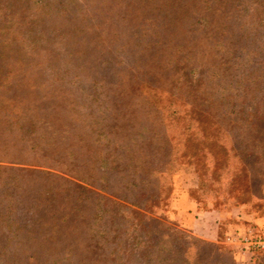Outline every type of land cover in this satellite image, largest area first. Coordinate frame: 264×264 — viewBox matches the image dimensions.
Here are the masks:
<instances>
[{
  "label": "rangeland",
  "instance_id": "obj_1",
  "mask_svg": "<svg viewBox=\"0 0 264 264\" xmlns=\"http://www.w3.org/2000/svg\"><path fill=\"white\" fill-rule=\"evenodd\" d=\"M248 120L264 126V0H0L3 165L74 172L71 151L75 166L85 167L94 181L99 173L91 155L98 149L111 153V137L125 142L145 126L147 141L136 145L148 142L152 157L163 145L165 121L178 152L165 156L164 186L177 195L199 181L191 196L202 205L207 199L222 211L261 217L264 202L252 199L260 167L251 170L248 154H264L258 147L264 137ZM18 185L17 212L0 208V264L97 261L84 228L93 220L91 203L75 211L73 200L59 192L50 218L29 205L37 184L24 179ZM111 186L116 193V176ZM146 194L142 213L161 230L190 237L170 219L172 201L151 215L158 201L152 191ZM66 213L71 226H56ZM53 231L57 237L50 244L46 237ZM252 235L264 239L263 233ZM141 242L134 241L139 247ZM243 250L249 256L264 252Z\"/></svg>",
  "mask_w": 264,
  "mask_h": 264
},
{
  "label": "trees",
  "instance_id": "obj_2",
  "mask_svg": "<svg viewBox=\"0 0 264 264\" xmlns=\"http://www.w3.org/2000/svg\"><path fill=\"white\" fill-rule=\"evenodd\" d=\"M8 11L4 9L3 13ZM9 15H12L11 10ZM9 15L6 17L8 18ZM112 120L115 121V119ZM99 123L103 122L100 120ZM247 123L253 132L255 130L258 132L257 135L264 137V126L260 127L256 122L249 120ZM146 131V127L141 126L136 137H127L125 142L111 137V141L108 143L112 148L111 153L101 149L96 150L90 160L91 164L95 165L93 169L99 173V177L94 181L91 180L93 176L87 175L85 167L78 164V167L75 166V156L71 151H68L67 157L70 158L68 164L71 168L74 167V172L68 170L63 173L61 169L57 170L54 167H45V165H29L36 167L35 169H18L3 165L4 161H0V208L6 213L15 214L18 203L13 199V196L21 192V187L18 184L24 179H29L38 186L37 191H34V197L29 202V205H33L31 209L34 212L47 213L48 217L52 216L53 218L52 208L55 207L53 203H55L59 192L65 193L69 200H73L75 211H77L76 209L79 211L82 207L85 208L90 203L93 205V220L90 224L84 225L85 237L88 241H93V254L97 257V261L92 264H233L231 255L225 252L222 247L201 242L193 237H184L163 231L152 218L142 213L141 200L147 195V191L150 193L152 191L158 201L157 205L151 207V215L161 209L163 202L168 201L169 203L172 186H164L165 173L162 171V166L167 163L165 156L171 159L178 152L177 145L174 146V138L170 134L169 125L165 121H162V136L160 137L163 145L153 152L152 157L151 145L148 142L143 145L138 144V148L140 147L138 149L136 143L147 141ZM110 132L112 136L116 135L115 125L111 126ZM262 144V142L258 143V147L264 150ZM133 154H138V157L142 158L141 165H138L140 164L137 163L138 158ZM248 156L250 157L249 167L251 170L260 167L257 171L260 184L257 187L258 192L252 193V199L263 203L264 154L254 155L250 151ZM76 167L79 171H76ZM40 169L53 170L60 175ZM248 173L249 185H251L252 173L250 171ZM114 176L118 178L119 188L115 191L117 194L110 191L112 190L111 178ZM43 183L48 184L49 187H46L45 184L43 186ZM89 186L101 193H110L109 195L115 201L111 202L102 195L93 192L88 188ZM199 187L198 181V185L191 193H194ZM20 196H18L19 199H21ZM195 201L201 211L216 210L223 214L230 213V210L222 211L214 208L207 199L204 201V205ZM66 205L69 207L71 204L68 205L66 202ZM72 219L71 213H66L56 221V226H71ZM17 223L16 221L13 224ZM130 232L133 234L131 237ZM56 237L57 232L53 231L46 237V241L53 244ZM136 239L142 240L140 247L137 246L138 243H134ZM74 247V242L73 245H69L65 252L67 258L72 257L70 250ZM250 256L251 264H263L261 258L264 257V252L252 250ZM66 261L70 262L69 259ZM70 263L84 264L83 262Z\"/></svg>",
  "mask_w": 264,
  "mask_h": 264
},
{
  "label": "crops",
  "instance_id": "obj_3",
  "mask_svg": "<svg viewBox=\"0 0 264 264\" xmlns=\"http://www.w3.org/2000/svg\"><path fill=\"white\" fill-rule=\"evenodd\" d=\"M194 189V188H192ZM171 193L170 219L182 230L201 242L222 247L233 259V264H249L250 256L241 243L246 232L264 234V216L255 217L235 209L229 214L216 210L201 211L190 190ZM175 197V198H174Z\"/></svg>",
  "mask_w": 264,
  "mask_h": 264
},
{
  "label": "built area",
  "instance_id": "obj_4",
  "mask_svg": "<svg viewBox=\"0 0 264 264\" xmlns=\"http://www.w3.org/2000/svg\"><path fill=\"white\" fill-rule=\"evenodd\" d=\"M248 235L245 236V238L241 241L243 246L245 245L260 251H264V239L260 240L257 237H253L252 232H249Z\"/></svg>",
  "mask_w": 264,
  "mask_h": 264
}]
</instances>
